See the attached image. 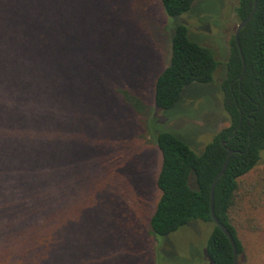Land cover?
<instances>
[{
	"label": "trees",
	"instance_id": "obj_1",
	"mask_svg": "<svg viewBox=\"0 0 264 264\" xmlns=\"http://www.w3.org/2000/svg\"><path fill=\"white\" fill-rule=\"evenodd\" d=\"M159 1L168 17H179L203 0ZM104 2L0 0V264H110L109 257L122 261L130 245L140 251L148 243L150 264H156L158 239L193 221L213 226L211 263L234 264L233 245L211 212V188L227 148L234 153L215 188V214L234 237L238 264H264V0L240 33L242 79L235 32L228 39L222 86L229 126L201 154L175 134L160 132L159 199L146 216L122 227L110 206L109 217L104 213L102 187L91 193L86 186L93 172H105L94 148L108 131L97 119L109 127L115 114L100 87L105 62L95 53L116 66L115 48L98 40L100 33L109 34V22L98 18ZM253 4L234 0L232 22L248 18ZM170 43L169 64L154 83L160 110L173 109L190 85L213 83L219 66L185 24ZM94 209L111 236L97 227Z\"/></svg>",
	"mask_w": 264,
	"mask_h": 264
},
{
	"label": "rangeland",
	"instance_id": "obj_2",
	"mask_svg": "<svg viewBox=\"0 0 264 264\" xmlns=\"http://www.w3.org/2000/svg\"><path fill=\"white\" fill-rule=\"evenodd\" d=\"M104 3L98 18L109 22V34L100 33L98 40H105V45L115 48L116 66L95 53L98 61L105 62L100 87L104 86L107 94L104 97L111 101L115 114L109 127L103 118L97 119L99 127L108 131L99 147L94 148L95 158L105 167V172L101 176L93 172L95 178L90 187L86 186L91 193L102 187L99 197L108 202L104 213L109 217L110 206L119 214L118 224L122 227L146 216L159 199L155 178L161 165L156 143L160 132L175 134L201 154L229 126L222 85L230 55L228 39L237 24L230 18L234 0L196 2L188 14L179 17H168L159 0H105ZM180 24L188 26L193 41L213 52L219 66L213 83L190 85L173 109L160 110L154 102V83L169 64L171 38ZM98 50L100 46L96 45L95 51ZM259 166H264V151ZM99 202L103 203L100 199ZM93 211L99 215L97 209ZM94 220L105 236H111L103 215ZM212 228L210 223L193 221L159 238L156 264H212L207 256ZM136 241L141 242L137 238ZM151 246L148 243L136 251L134 244L130 245L129 252L122 253V261L109 257L110 264H136L138 259L141 264H150L147 255H151Z\"/></svg>",
	"mask_w": 264,
	"mask_h": 264
},
{
	"label": "water",
	"instance_id": "obj_3",
	"mask_svg": "<svg viewBox=\"0 0 264 264\" xmlns=\"http://www.w3.org/2000/svg\"><path fill=\"white\" fill-rule=\"evenodd\" d=\"M257 7H258V0H254L253 9H252L251 14L249 15L248 18H246L245 20L238 23L236 31H235V41L237 43V46L239 48V51L241 53L242 60H243V70H242V74L240 76V79H242L244 74H245L246 62H245V58L243 55V51L241 49L239 37H240V33L243 30V28H245L249 24V22L253 19L254 15L256 13ZM223 145L225 146V142L223 143ZM227 153H228L227 158L224 162L223 168L221 169L219 174L216 176V178L213 182L212 188H211V212H212V219H213L214 223L221 228V230L225 233V235L231 241L233 248H234V264H238L239 255H238L237 245H236V242L234 240V237H233L232 233L229 231V229L223 223H221L220 220L217 218V216L215 214V210H214V198H215L216 185H217L218 181L220 180V178L225 174V171L228 167L230 158L233 155L234 151L227 148Z\"/></svg>",
	"mask_w": 264,
	"mask_h": 264
}]
</instances>
